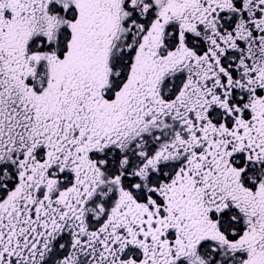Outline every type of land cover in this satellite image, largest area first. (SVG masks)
<instances>
[{"label": "snow or ice", "instance_id": "6c2138e0", "mask_svg": "<svg viewBox=\"0 0 264 264\" xmlns=\"http://www.w3.org/2000/svg\"><path fill=\"white\" fill-rule=\"evenodd\" d=\"M0 264H264V0H0Z\"/></svg>", "mask_w": 264, "mask_h": 264}]
</instances>
